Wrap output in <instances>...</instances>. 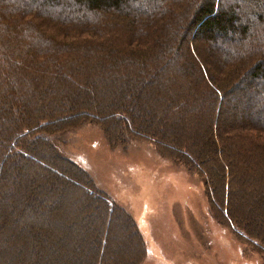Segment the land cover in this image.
I'll use <instances>...</instances> for the list:
<instances>
[{
  "label": "trees",
  "instance_id": "16d2710c",
  "mask_svg": "<svg viewBox=\"0 0 264 264\" xmlns=\"http://www.w3.org/2000/svg\"><path fill=\"white\" fill-rule=\"evenodd\" d=\"M122 57L135 68L120 69ZM119 92L123 105L96 104ZM107 112L131 132L147 128L134 124L139 115L183 132L174 149L200 166L211 203L217 197L237 235L264 251V0H0V185H17L0 186V264L13 253L28 264L29 241L52 254L63 236L54 224L51 233L23 226L13 238L8 228L17 223L4 215L59 181L102 204L95 206L102 216L95 242L80 249L92 250L93 264H119L121 244L106 253L103 239L113 225L111 202L74 178L71 161L35 146L49 141L55 150L43 135L51 125ZM33 166L40 167L34 180ZM15 238L17 246L3 245Z\"/></svg>",
  "mask_w": 264,
  "mask_h": 264
},
{
  "label": "rangeland",
  "instance_id": "374dc122",
  "mask_svg": "<svg viewBox=\"0 0 264 264\" xmlns=\"http://www.w3.org/2000/svg\"><path fill=\"white\" fill-rule=\"evenodd\" d=\"M123 44H127L126 39ZM118 67L135 68L128 64V57H122ZM40 68L44 69V66ZM119 93L99 98L96 104L105 108L118 101L116 105H123L124 99ZM38 100H42L41 97ZM84 101L82 97L81 102ZM49 102L56 103L54 99ZM156 107L154 110L157 111ZM163 112L160 106L158 114ZM103 115L68 120L60 128L51 125L43 135L56 149L43 140L35 146L45 157L53 153L71 161L76 166L74 178L87 183L95 193L111 202L113 225L103 238L107 241L106 253L115 242L121 244L119 264H264V251L237 235L218 210L217 197L216 205L211 203L207 193L210 188L200 166L188 162L185 155L174 149L181 148L184 143L183 132H170L164 121L146 119L145 115H139L133 121L134 124H146L147 128L138 126L136 132H131L123 120H111L108 112ZM162 125L166 127L161 132ZM55 163L60 164L59 161ZM37 168L27 167L28 176L32 173L33 180L40 172ZM15 182L7 181L17 190ZM60 183L62 181L58 185L53 182L46 193L33 191L34 196L28 195L26 199L30 198V202L23 210L4 215L5 221L17 223L7 227L8 234L14 238L21 227L32 224L33 229L37 224L40 230L51 233L49 224H54L57 227L55 235L63 233V236L53 244L52 254L43 247H32L29 241L25 244L30 255L28 264H53L57 260L59 264H75V258L93 264L92 250L88 252L80 246L85 247L89 242L94 244L93 233L100 230L102 217L101 211L97 215L95 206L102 204L94 200L95 197L86 198L80 188H61ZM0 186L11 191V186L7 188L6 183ZM14 200L13 197L11 202ZM117 215H122L125 220L117 219ZM19 242L15 238L13 244L3 245L17 246ZM105 259L107 261L108 256L101 260ZM19 261L20 255L13 253L10 264Z\"/></svg>",
  "mask_w": 264,
  "mask_h": 264
}]
</instances>
